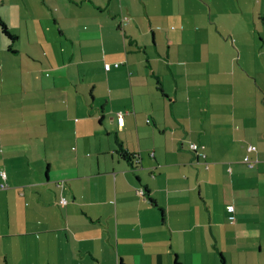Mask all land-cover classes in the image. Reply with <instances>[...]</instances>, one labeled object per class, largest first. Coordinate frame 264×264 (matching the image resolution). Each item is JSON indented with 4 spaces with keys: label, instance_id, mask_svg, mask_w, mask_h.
Wrapping results in <instances>:
<instances>
[{
    "label": "crops",
    "instance_id": "0c3cea01",
    "mask_svg": "<svg viewBox=\"0 0 264 264\" xmlns=\"http://www.w3.org/2000/svg\"><path fill=\"white\" fill-rule=\"evenodd\" d=\"M263 161L264 0H0V264H264Z\"/></svg>",
    "mask_w": 264,
    "mask_h": 264
},
{
    "label": "built area",
    "instance_id": "2783aa9c",
    "mask_svg": "<svg viewBox=\"0 0 264 264\" xmlns=\"http://www.w3.org/2000/svg\"><path fill=\"white\" fill-rule=\"evenodd\" d=\"M112 65H110L109 63H105L104 64V68L105 70H108ZM114 67H118L119 63H114L113 64ZM117 124L119 126L123 125V116L121 114H119L117 116ZM190 148L191 150H193L199 157L205 159V153L202 151V149L204 148L202 145H199L197 143H191L190 144ZM247 150L248 151H254L255 150V146L249 144L247 146ZM243 162L245 164L252 165L253 161L249 159V157L246 155L243 159ZM1 175H3V178H5L4 173H1ZM3 186V185H2ZM66 203V200L64 198H61L59 201V204L64 205ZM226 211L229 213L228 215V219L230 222H234L235 221V214H234V206L232 204H228L226 205Z\"/></svg>",
    "mask_w": 264,
    "mask_h": 264
},
{
    "label": "trees",
    "instance_id": "16d2710c",
    "mask_svg": "<svg viewBox=\"0 0 264 264\" xmlns=\"http://www.w3.org/2000/svg\"><path fill=\"white\" fill-rule=\"evenodd\" d=\"M249 145V144H248ZM247 145V146H248ZM254 146V145H253ZM255 150H256V147H255ZM254 150V151H255ZM246 151L247 152H252V151H248L247 150V147H246ZM120 155H121V158H123V159H125L132 167H136L138 164H139V162H138V160H136L135 159V157L134 156H132V155H128V153L127 152H123V151H121V153H120ZM248 157H249V155L248 154H246ZM245 155V156H246ZM244 156V157H245ZM206 157V156H205ZM203 159V158H202ZM244 159V158H243ZM249 159H250V157H249ZM251 160V159H250ZM264 162V161H263ZM244 163V162H243ZM245 164V163H244ZM247 165V164H246ZM225 209H226V206H225ZM228 213V212H227ZM235 214V213H234ZM228 215H229V213H228ZM229 220V219H228ZM230 222V221H229ZM233 223V222H232Z\"/></svg>",
    "mask_w": 264,
    "mask_h": 264
}]
</instances>
